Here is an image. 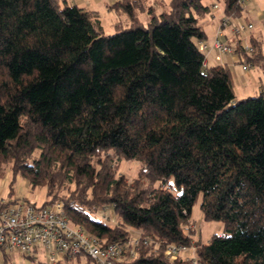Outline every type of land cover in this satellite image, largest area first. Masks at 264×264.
Returning <instances> with one entry per match:
<instances>
[{
	"label": "trees",
	"instance_id": "16d2710c",
	"mask_svg": "<svg viewBox=\"0 0 264 264\" xmlns=\"http://www.w3.org/2000/svg\"><path fill=\"white\" fill-rule=\"evenodd\" d=\"M240 15L238 0H223ZM127 16L106 33L100 13L67 0H0V177L10 170L62 200L74 225L107 243L141 242L119 264H264V90L237 97L227 64L206 66L203 0H118ZM151 16L145 24L140 13ZM247 61L262 55L254 44ZM124 160L140 162L129 180ZM223 223L208 242L192 209ZM110 207L114 224L97 213ZM147 241V243L145 242ZM9 259V253H4Z\"/></svg>",
	"mask_w": 264,
	"mask_h": 264
},
{
	"label": "built area",
	"instance_id": "2783aa9c",
	"mask_svg": "<svg viewBox=\"0 0 264 264\" xmlns=\"http://www.w3.org/2000/svg\"><path fill=\"white\" fill-rule=\"evenodd\" d=\"M246 1L238 0L239 6L244 8ZM217 7V4L213 6L215 9ZM232 18L233 16L227 15L222 20L214 41L209 43L199 40L198 46L203 51L214 49L221 55L237 54V48L223 38L224 29L231 24ZM246 26L250 29L254 27L253 24H242L236 26L235 31L239 32ZM262 29L264 30V21ZM243 49L249 55L254 53L251 44L244 45ZM249 68L248 62L243 64L244 70ZM140 242V235L132 237L129 242L107 243L105 239L90 234L82 226L71 222L62 200L40 205L36 201L6 200L0 197V254L18 253L30 258L42 251L46 255L47 264H57L61 260L60 254L75 260L85 256L89 264H119L137 255ZM190 251H194V248L171 243L165 254L174 262ZM185 259L188 261L186 264H200L196 256Z\"/></svg>",
	"mask_w": 264,
	"mask_h": 264
},
{
	"label": "crops",
	"instance_id": "0c3cea01",
	"mask_svg": "<svg viewBox=\"0 0 264 264\" xmlns=\"http://www.w3.org/2000/svg\"><path fill=\"white\" fill-rule=\"evenodd\" d=\"M67 1L98 11L100 13L101 21L103 16H105L106 14L107 16H109L108 20L110 21V23H112L111 25H113L115 29L119 24H122L123 22L124 26H127L129 24V20L125 14L117 12L112 8V6L118 0ZM203 1L204 4L208 7L209 11L201 14L199 16V21L207 34V39L205 41L210 43L217 38L221 22L228 14L224 9L223 0ZM146 2L148 5L156 6V12L160 13L162 10L168 8L170 0H146ZM216 4L218 5V7L215 9L213 8V6ZM141 14L142 13H140V18L142 16ZM263 21L264 0H247L245 7L242 8L240 15L233 16L231 24L224 29V40L227 43L232 44L236 48L239 45L244 46L246 44H256L260 46L262 55L255 61H247L250 64V68L248 70L243 69V64L247 62L245 59H243V56L238 51L237 54L227 55H221L214 49L204 51L206 66L210 67L218 64H227L230 67L235 81L237 97L239 98L252 96L264 90V30L262 29ZM242 24H253L254 27L250 29L246 26L243 30L236 32L235 27ZM8 183L9 181L7 180L3 183H0V197L5 198L6 200L25 199L33 201L29 196V193L32 189H29L27 187L26 180L18 184V186L16 187V193L12 197H7V194H9ZM187 254L188 256H196L195 252L192 251L190 253L183 254L181 257L186 258L188 257ZM59 258H61V260L57 264L70 261L73 262L75 260L61 254L59 255ZM29 259L37 260L39 259V255L31 256ZM76 260L79 264H89L88 259L86 262V260H84L82 256L76 258Z\"/></svg>",
	"mask_w": 264,
	"mask_h": 264
},
{
	"label": "rangeland",
	"instance_id": "374dc122",
	"mask_svg": "<svg viewBox=\"0 0 264 264\" xmlns=\"http://www.w3.org/2000/svg\"><path fill=\"white\" fill-rule=\"evenodd\" d=\"M141 20L147 24L151 20V16L148 12H144L141 14ZM109 16L105 14L103 16L102 21H103V28L106 33H113L115 32V28L112 23L108 20ZM119 20V18H118ZM123 22V21H122ZM124 23V22H123ZM241 91V89H240ZM259 93V92H258ZM257 93V94H258ZM255 94V95H257ZM140 169V162L138 161H128L124 160L121 162V167H120V172L125 174L129 180H132L134 177L137 176V173ZM10 170L6 171V175L0 177V183H3L4 181H9L10 180ZM26 179L19 177L17 186L20 182L24 181ZM27 182V180H26ZM27 187L30 189V185L27 182ZM16 186V187H17ZM9 194H7V197ZM29 196L31 199L37 204H43L46 201V189L44 187H38L35 189H32L29 193ZM97 216L108 223L114 224L117 221V217L113 210L110 207H107L106 210L100 209L97 213ZM192 221L195 223V228L198 231L197 234L194 236V239H201L203 242H208L210 238L214 234H221L223 232V223L219 221H210L206 220L204 213L201 209V197L198 198V200L195 202L193 209H192V216H191ZM134 236H139V232L133 230V237ZM191 252V251H190ZM189 252V253H190ZM39 259L37 260H32L29 259L28 257L21 256L18 253H9V259L5 261L4 259V253L0 254V264H47V259L46 255L44 252L39 251L38 253ZM2 256V257H1ZM188 256V254H187ZM84 260L87 262V257L82 256ZM61 264H79L77 260H74L73 262H63ZM87 264V263H85Z\"/></svg>",
	"mask_w": 264,
	"mask_h": 264
}]
</instances>
